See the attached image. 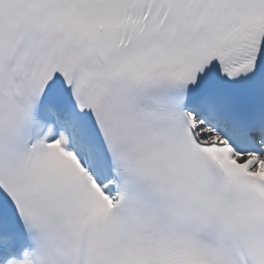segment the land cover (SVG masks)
Segmentation results:
<instances>
[{
  "label": "snow or ice",
  "instance_id": "1",
  "mask_svg": "<svg viewBox=\"0 0 264 264\" xmlns=\"http://www.w3.org/2000/svg\"><path fill=\"white\" fill-rule=\"evenodd\" d=\"M0 264H264V0H0Z\"/></svg>",
  "mask_w": 264,
  "mask_h": 264
}]
</instances>
